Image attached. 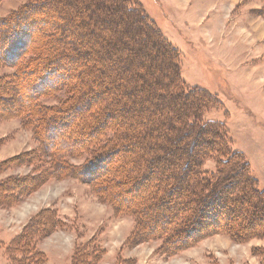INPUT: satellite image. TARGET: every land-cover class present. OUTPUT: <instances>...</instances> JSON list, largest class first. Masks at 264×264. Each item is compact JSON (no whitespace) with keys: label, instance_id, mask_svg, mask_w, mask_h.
<instances>
[{"label":"trees","instance_id":"trees-1","mask_svg":"<svg viewBox=\"0 0 264 264\" xmlns=\"http://www.w3.org/2000/svg\"><path fill=\"white\" fill-rule=\"evenodd\" d=\"M0 62L15 70L0 79V107L33 131L37 158L50 159L40 180L87 183L115 214L134 216L131 242L160 239L172 254L214 232L235 241L264 236V190L224 123L204 118L221 101L181 77L178 49L138 0H28L0 17ZM60 90V105L38 102ZM70 111L77 147L47 132ZM80 153L89 160L69 164ZM212 156L216 169L203 171ZM12 193L0 183V203ZM56 224L48 211L12 248L31 246L34 233ZM88 255L79 244L70 264H89Z\"/></svg>","mask_w":264,"mask_h":264},{"label":"rangeland","instance_id":"rangeland-1","mask_svg":"<svg viewBox=\"0 0 264 264\" xmlns=\"http://www.w3.org/2000/svg\"><path fill=\"white\" fill-rule=\"evenodd\" d=\"M27 1L0 0V17ZM138 1L178 49L181 77L221 101L204 118L224 123L231 146L243 154L264 190V0ZM14 71L0 62V79ZM32 76L36 81L37 75ZM66 95L60 90L38 102L56 107ZM76 112L61 114L60 123L47 131L54 141L79 146L68 134L77 123L72 118ZM40 148L33 131L0 107V183L14 192L0 203V264H70L79 244L88 249L89 264H264V236L235 241L214 232L172 254L163 252L160 239L131 242L134 216L115 214L87 183L72 175L40 180L50 163L47 157L37 158ZM89 157L80 153L68 162L77 166ZM217 160L206 159L202 170H215ZM50 210L57 226L34 233L29 247L12 248L13 238Z\"/></svg>","mask_w":264,"mask_h":264}]
</instances>
